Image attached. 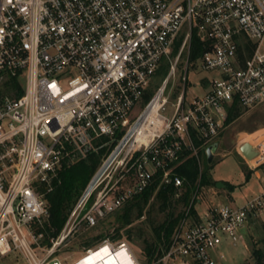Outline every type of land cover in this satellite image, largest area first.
Masks as SVG:
<instances>
[{
  "label": "built area",
  "instance_id": "built-area-1",
  "mask_svg": "<svg viewBox=\"0 0 264 264\" xmlns=\"http://www.w3.org/2000/svg\"><path fill=\"white\" fill-rule=\"evenodd\" d=\"M184 30L178 54L170 60ZM193 33L204 47L200 70L215 71L217 77L186 103L184 74L167 118L160 114L166 83L175 76L183 49L190 50ZM164 59L170 63L168 77L131 119ZM155 99L160 131L136 146L131 186L110 198L100 193L82 215L88 228L143 192L158 170L161 183L179 188L182 179L173 167L185 150L197 155L194 137L205 149L218 144L228 107L238 102L248 109L264 102V0H0V258L68 264L56 251L72 233L70 221L48 246L38 232L49 218L45 196L59 182L63 166L96 151L103 137L116 147L101 168L114 155L113 161ZM249 145L251 158L239 154L250 170H260V192L238 206L211 207L196 224L183 219L162 261L216 264L211 252L224 239L236 242L239 230L264 213V139ZM109 165L80 195L69 220L83 209ZM101 245L111 256L123 250L130 264H139L124 241Z\"/></svg>",
  "mask_w": 264,
  "mask_h": 264
},
{
  "label": "rangeland",
  "instance_id": "rangeland-1",
  "mask_svg": "<svg viewBox=\"0 0 264 264\" xmlns=\"http://www.w3.org/2000/svg\"><path fill=\"white\" fill-rule=\"evenodd\" d=\"M185 33L186 32L184 30L175 39L176 42L180 40L178 51L184 40ZM178 51L174 53L172 49L170 60H173L176 57ZM164 60L168 63V71L165 76L166 79L169 75L170 63L168 60ZM184 74H186L188 78L185 83L186 103L190 102L194 94L201 95L204 93V91H206L209 87V79L217 77L215 71L200 70L199 62L191 59L190 52L188 48L185 47L177 63L175 76L168 80L163 93L167 102L164 111H160V114L167 118L171 117L174 106L176 105L178 97L182 91L183 83L181 78ZM163 81V76L158 75L157 73L154 77H152L144 96L134 106L131 113V119H134L139 112L143 110L149 100L154 96L157 89L163 86ZM19 83L21 88L25 90V79L20 77ZM262 139H264V102L258 104L257 106L248 108L241 118L224 129L223 134L218 140V149L214 153L215 156L212 159V164L209 165L207 161H205V157L203 155L199 158L200 168L205 172V176L210 182L209 185H202L197 188L195 197L198 201L195 207L201 217L205 212H207L208 207H219L221 205L229 204L238 206L260 192L261 181L256 177V174L259 173L260 170H250L246 164V160L239 156V151L242 145H256ZM130 144L131 142L124 147L122 152L118 154V156L106 169L97 183L98 185L91 192L89 200L83 209L79 211L80 213L77 212V214L69 220L70 213L78 201L75 202L69 212L59 234L62 233L69 221L68 228H71L72 233L65 243H63L56 251L57 257L68 258V264L74 262L84 254V242L88 241L90 243H96V245L98 243L101 244L104 241L118 242L111 239V237L115 235L116 229L120 224L117 221L118 211L100 219L96 225L90 228L85 226L82 220V215L88 210H91L92 204L100 193L102 195L107 194V198H110L122 190L121 188L131 186L133 181L132 178L134 176V170L131 167L133 162L132 160H134V156L138 154L136 151V146L138 145L130 148ZM113 150L114 148L112 151ZM132 154L133 157L130 160L129 157ZM106 159L103 160L97 171L102 167ZM92 178L86 185L83 192L86 190ZM228 186H232L233 189L230 190ZM228 192L229 195L232 196V201L227 199L229 196ZM178 193H180V190ZM146 211L148 213H145L142 218L134 220L129 227L137 226L142 228L146 236L150 237V227L163 221L166 213L159 211L158 203L155 202V200L151 201V204H149ZM183 211L184 207L182 205L179 204L175 207V214L182 213ZM119 233L124 236L125 229H120ZM238 234L239 239L236 242L225 241L220 245L218 251L211 252V256L214 258L216 264H256L255 259L251 256V253L253 248H259L262 250L264 255V213H262L259 217L250 220L242 229L239 230ZM101 237H105V240L102 242L100 240ZM119 241H124L128 244L139 264H146V259L142 255V245L140 242L134 241V243L131 244L127 242L125 238H122V240ZM184 261H186L184 258H170L167 261H162L160 259L153 264H182ZM0 264H26V262L19 255H10L8 257L0 258Z\"/></svg>",
  "mask_w": 264,
  "mask_h": 264
},
{
  "label": "trees",
  "instance_id": "trees-1",
  "mask_svg": "<svg viewBox=\"0 0 264 264\" xmlns=\"http://www.w3.org/2000/svg\"><path fill=\"white\" fill-rule=\"evenodd\" d=\"M179 44L180 40L174 42V53L178 51ZM189 52L193 61H197L204 52L203 44L195 33L192 35ZM167 71L168 63L162 60L156 73L163 76L164 80ZM246 110L238 102H234L227 109L224 127L227 128L236 122L244 115ZM193 142L197 148V155H194L190 150H185L180 161L173 167V173L182 179L179 188L174 187L172 184L161 183L162 171L158 170L143 192L134 196L117 210V221L120 224L111 239L119 241L125 238L131 244L134 241L140 242L146 264H153L168 252L175 230L183 219L187 218L190 225L200 222L195 209L198 201L195 197L197 188L202 185H209L210 182L206 178L205 172L200 168L199 158L203 155L206 161L205 148L201 146V142L195 137ZM115 145V141L103 137L96 143V151L74 163L64 165L60 170L59 182L56 183L52 192L45 196L49 218L41 228H38V232L44 233V245L48 246L50 244L49 238H56L59 235L73 205ZM210 164H212V161ZM228 188L233 189L232 186H228ZM179 190L180 193H178ZM152 200L158 203L159 211L165 212L166 215L163 221L150 227L151 236L147 237L142 228L129 226L134 220H138L145 213H148L146 209ZM179 204L184 207V211L175 214V207ZM120 229H125L124 236L119 233ZM100 240L101 242L104 241L105 237H101ZM99 245L100 243L96 245V243L84 242V251L95 249ZM251 256L255 259L256 264H263L264 255L262 250L253 248Z\"/></svg>",
  "mask_w": 264,
  "mask_h": 264
},
{
  "label": "bare ground",
  "instance_id": "bare-ground-1",
  "mask_svg": "<svg viewBox=\"0 0 264 264\" xmlns=\"http://www.w3.org/2000/svg\"><path fill=\"white\" fill-rule=\"evenodd\" d=\"M160 94V93H159ZM159 103L157 99L154 100L152 105L148 108L143 118L136 126L132 136L130 148L136 145H146L150 142L151 138L160 131L161 120L157 117V110ZM114 155L105 163L99 175L112 161ZM91 188V187H90ZM74 264H130L125 251L119 250L115 256L110 255V248L101 245L100 247L91 250L88 254L79 257Z\"/></svg>",
  "mask_w": 264,
  "mask_h": 264
},
{
  "label": "water",
  "instance_id": "water-1",
  "mask_svg": "<svg viewBox=\"0 0 264 264\" xmlns=\"http://www.w3.org/2000/svg\"><path fill=\"white\" fill-rule=\"evenodd\" d=\"M217 147H218V144L214 143V144L209 145L205 149V156H206V161H207L208 164L211 163ZM240 151L246 158H251L253 156V152H252L251 147H250L249 144L242 145L241 148H240ZM101 170H102V168H100L97 171V173L94 175V177L92 178L91 182L89 183L87 189H89L92 186V184H94L97 181V179L100 177L99 173H100ZM219 185H221V184H219Z\"/></svg>",
  "mask_w": 264,
  "mask_h": 264
},
{
  "label": "crops",
  "instance_id": "crops-1",
  "mask_svg": "<svg viewBox=\"0 0 264 264\" xmlns=\"http://www.w3.org/2000/svg\"><path fill=\"white\" fill-rule=\"evenodd\" d=\"M217 155V154H216ZM215 156V155H214ZM240 156V155H239ZM241 157V156H240ZM257 175V174H256ZM257 178H258V176H256ZM231 192H233V191H231ZM228 195H229V192H228ZM231 198V199H230ZM227 199L229 200V201H232V196L231 195H229L228 197H227ZM229 205H231V204H229ZM231 206H234V205H231ZM211 207H208V210L210 209ZM195 209H196V207H195ZM196 211H197V209H196ZM207 212H205L204 213V215L206 214ZM197 215H198V217H199V220H202V218H203V216L201 217L200 215H199V213L197 212ZM225 241H228L229 242V240H227V239H224L223 240V243L225 242ZM219 248H220V246L219 247H217L215 250H213L214 252H216V251H218L219 250ZM212 251V252H213Z\"/></svg>",
  "mask_w": 264,
  "mask_h": 264
}]
</instances>
